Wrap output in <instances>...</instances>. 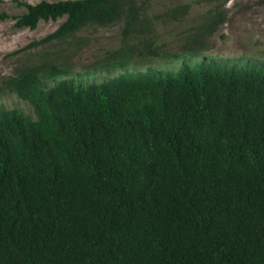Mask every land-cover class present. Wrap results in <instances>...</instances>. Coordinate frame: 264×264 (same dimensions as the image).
I'll return each instance as SVG.
<instances>
[{"label":"trees","instance_id":"obj_1","mask_svg":"<svg viewBox=\"0 0 264 264\" xmlns=\"http://www.w3.org/2000/svg\"><path fill=\"white\" fill-rule=\"evenodd\" d=\"M14 1L17 27L64 17L27 46L122 20L108 65L170 54L142 1ZM66 72L44 59L2 80L35 116L0 106V264H264V62L203 57L86 83Z\"/></svg>","mask_w":264,"mask_h":264},{"label":"rangeland","instance_id":"obj_2","mask_svg":"<svg viewBox=\"0 0 264 264\" xmlns=\"http://www.w3.org/2000/svg\"><path fill=\"white\" fill-rule=\"evenodd\" d=\"M36 2L39 0H27ZM151 20V33L162 51L168 56L145 54L131 58L124 66H110V51L122 43L123 21L98 25L88 24L65 40H53L37 46H27L56 28L64 18L40 19L35 28L17 27L10 16L24 10L14 0H0V12L9 16L0 17V86L2 80L13 74L22 64L38 63L44 59L57 63L67 72L57 78L73 77L83 83L101 81L124 70L156 67L174 71L183 61H197L203 57L216 59H240L264 62V0H139ZM187 5L186 11H177L178 5ZM220 11L223 20L211 32L200 35L194 26H205L208 13ZM190 35L203 37L204 45L194 41ZM193 38V37H192ZM131 36L127 41L134 42ZM182 42L195 53L182 50ZM201 46V47H199ZM48 79V84H51ZM0 106L17 107L35 116L31 104L7 88L0 90Z\"/></svg>","mask_w":264,"mask_h":264}]
</instances>
